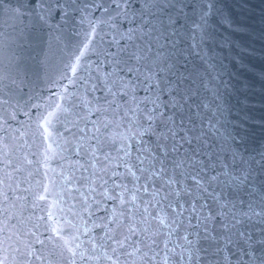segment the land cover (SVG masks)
I'll return each instance as SVG.
<instances>
[{
    "label": "snow or ice",
    "instance_id": "obj_1",
    "mask_svg": "<svg viewBox=\"0 0 264 264\" xmlns=\"http://www.w3.org/2000/svg\"><path fill=\"white\" fill-rule=\"evenodd\" d=\"M225 8L29 0L69 43L41 104L24 44L0 33V264H264V151L232 147L202 47L210 18L233 27Z\"/></svg>",
    "mask_w": 264,
    "mask_h": 264
},
{
    "label": "water",
    "instance_id": "obj_2",
    "mask_svg": "<svg viewBox=\"0 0 264 264\" xmlns=\"http://www.w3.org/2000/svg\"><path fill=\"white\" fill-rule=\"evenodd\" d=\"M6 2L18 11L14 15L0 11V33L24 44L22 55L28 66L25 92L36 96V102L47 104L49 98L55 99L62 91L59 84H52L51 80L58 78L61 61L66 60L60 49L69 41L62 38L63 43L58 44L56 33L50 34L47 27L33 19L28 10L29 0ZM138 2L132 0L133 6ZM216 3L227 5L224 11L230 13L234 21L233 27L229 28L218 23V18H210L213 35L202 45L204 55L216 66L214 74L229 85L226 89L219 80L216 81L220 85L221 122L236 137L237 143L232 147L245 156L258 159L259 153L264 151V81L260 79L264 74V0H216ZM237 24L245 25L247 30L236 31ZM70 50L71 47L66 49ZM7 63L0 50V70Z\"/></svg>",
    "mask_w": 264,
    "mask_h": 264
}]
</instances>
